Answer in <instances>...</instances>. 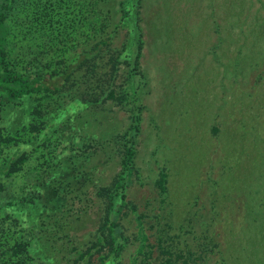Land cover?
<instances>
[{"label":"trees","instance_id":"16d2710c","mask_svg":"<svg viewBox=\"0 0 264 264\" xmlns=\"http://www.w3.org/2000/svg\"><path fill=\"white\" fill-rule=\"evenodd\" d=\"M99 2L0 0V264H122L128 213L137 227L136 255L146 260L152 253L143 216L128 200L138 176L136 98L146 86L141 0L120 2L105 38L109 20ZM119 29L127 37L114 53ZM120 65L125 77L115 90ZM106 101L134 103L125 130L99 109ZM108 162L118 168L109 184L101 169ZM167 180L161 169L155 185L163 199ZM93 205L98 224L78 235ZM155 247L158 264L191 260L160 239Z\"/></svg>","mask_w":264,"mask_h":264},{"label":"rangeland","instance_id":"374dc122","mask_svg":"<svg viewBox=\"0 0 264 264\" xmlns=\"http://www.w3.org/2000/svg\"><path fill=\"white\" fill-rule=\"evenodd\" d=\"M99 1L109 20L105 38L123 0ZM140 17L146 86L136 98L138 176L128 200L153 249L146 260L136 255L128 213L122 264H158L157 239L173 253L189 252L188 264H264V0H141ZM126 37V29L115 32L114 53ZM132 106L106 101L99 109L123 131ZM108 163L107 184L118 170ZM161 169L164 199L155 185ZM91 208L78 235L98 224Z\"/></svg>","mask_w":264,"mask_h":264}]
</instances>
